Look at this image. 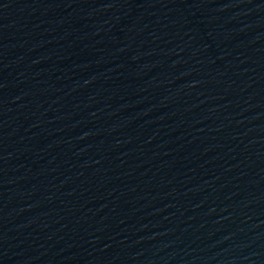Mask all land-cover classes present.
<instances>
[{
  "label": "water",
  "instance_id": "water-1",
  "mask_svg": "<svg viewBox=\"0 0 264 264\" xmlns=\"http://www.w3.org/2000/svg\"><path fill=\"white\" fill-rule=\"evenodd\" d=\"M0 264H264V0H0Z\"/></svg>",
  "mask_w": 264,
  "mask_h": 264
}]
</instances>
